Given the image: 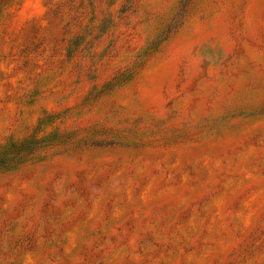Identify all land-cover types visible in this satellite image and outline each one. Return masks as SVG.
I'll return each instance as SVG.
<instances>
[{"label":"rangeland","instance_id":"1","mask_svg":"<svg viewBox=\"0 0 264 264\" xmlns=\"http://www.w3.org/2000/svg\"><path fill=\"white\" fill-rule=\"evenodd\" d=\"M0 264H264V0H0Z\"/></svg>","mask_w":264,"mask_h":264}]
</instances>
